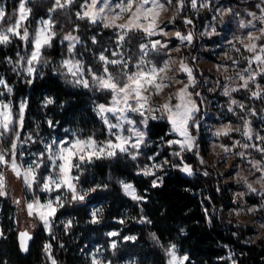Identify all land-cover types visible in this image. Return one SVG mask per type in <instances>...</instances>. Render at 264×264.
<instances>
[{"label": "trees", "instance_id": "trees-1", "mask_svg": "<svg viewBox=\"0 0 264 264\" xmlns=\"http://www.w3.org/2000/svg\"><path fill=\"white\" fill-rule=\"evenodd\" d=\"M82 1L76 0L72 5L55 11H50L55 0H32L28 3L32 11L25 26L30 36L40 20L50 14L55 33L52 46L43 49V57L48 62L38 65V73L33 78L18 68L14 70L20 56L30 51L29 45L13 38L12 43L0 46V78L12 89L9 93L0 86L3 93L0 98L13 101L14 105L22 98L28 99L25 130L40 129L48 136H68L71 130H76L83 138L91 135L100 139L106 137V127L97 115L96 106L108 103L111 94L70 83L69 76L63 74L66 69L61 68L62 59L69 56L68 44L62 39L68 31L81 38L76 55L87 66L97 62L100 53L111 56L115 47L116 34L111 28H105L100 22L92 24L87 19L77 18ZM18 5L19 0H0L6 17H14ZM245 6L256 10L258 1L249 0ZM178 24L183 33L193 29L185 23L184 16H179ZM130 43L136 47L134 41ZM191 51L184 49V56L192 63L194 55ZM9 58L12 63L8 62ZM197 83L200 85L199 79ZM46 98L53 99L54 103L45 107ZM200 117L198 115L195 119ZM49 120L53 122L52 127ZM14 127L18 131V126L14 124ZM170 130L166 121L150 122L147 156L164 148L163 154L169 157L170 149L165 144L173 138ZM13 139L11 133L0 137V147L9 149ZM198 141L205 148L204 136L199 135ZM186 156L187 161L194 164L193 174H185L179 168L171 169L162 175L156 186H153V176L138 172L147 160L141 155L132 160L122 154L85 164L80 181L106 187L98 189L82 203L66 202L58 211V221L71 218L74 223L69 234L62 235L61 248L56 245V232L48 236L40 226L29 253L23 254L15 225V207L9 201L0 200V264H47L45 243L48 240L54 244V255L59 263L88 264L83 249L95 244L107 246L105 234L110 230L120 233V247L109 253L111 264H120L128 259H134L136 264H167L164 246L169 243H174L179 252L189 257L186 264H264V243L252 242L251 236L255 231L239 224L229 213L232 208L230 187L224 185L215 170L200 166L192 154ZM123 180L132 183L143 200L128 197L120 185ZM36 192L35 196H39L38 187ZM249 198L254 203L259 201L254 195ZM91 208L101 211L99 223L90 222ZM123 218L125 222L121 223ZM125 236H135L136 239L125 241Z\"/></svg>", "mask_w": 264, "mask_h": 264}, {"label": "rangeland", "instance_id": "rangeland-1", "mask_svg": "<svg viewBox=\"0 0 264 264\" xmlns=\"http://www.w3.org/2000/svg\"><path fill=\"white\" fill-rule=\"evenodd\" d=\"M30 1L32 0H29V2ZM248 1L249 0H197V7L192 8L191 0H184V6L178 10L179 0H171V3H168V0H160V3L164 5V9L160 10L157 22L162 32L166 33V35L157 34L151 38L147 37L143 32H130L123 41L117 43V33L119 30L112 27L109 28L116 34V40H114L115 47L112 49V52L120 53L125 59H128L130 61L129 69L131 71H135L134 64L142 55L139 50L140 44L147 43L149 39L166 43L168 45L167 48H160L159 51H150L149 55L145 57L146 60H151L152 63L158 67H162L165 62L168 64V71L163 74L165 77L164 83L167 84L168 87L163 88L158 95H152L150 103L158 107L167 102L168 98L174 96L185 84H188V92L192 94L191 99L196 102L198 107V111L194 115L195 117L198 115L201 116L195 119L198 127L190 128V133L194 137L192 148L190 150H181L179 144L169 145V143H166L165 145L170 149L168 157L163 154L164 148H160L155 155L147 156V130L150 122H168L167 119L149 118L145 126L139 123L142 120L141 116L136 113H129L128 115L130 118L137 121V126L145 133L144 143L140 145L137 158L141 155L147 158V160L138 172L144 175L143 169L149 168L152 174L145 176H153L156 184L160 182L162 175L171 169H182L184 166H188L191 168L193 174L194 164L189 163L186 156L187 154H192L194 158L198 160L200 166L215 170L222 179L224 185L230 187L229 193L231 195L232 208L229 213L239 224L248 226L255 231L251 236V241L264 243V179H261L264 177V151H261V149H264V139H261L264 138V71H261V69H264V65L254 60L255 55L259 54L264 56V53L259 52L260 47L264 46V36L261 35V30L264 29V0H256L258 1V9L256 10L245 6ZM84 2L85 0H83L80 5ZM118 3H120V0H109V4L112 6ZM201 3L205 6H201ZM26 6L29 7L28 3ZM184 8H188V10L184 11ZM3 9L5 10V8ZM116 11L118 12L119 9H116ZM78 12L82 13L83 9L80 7V11ZM16 14H18V9ZM180 15L181 17L184 16L185 21L191 20L190 24H186L190 25L193 29L188 30L187 33H183L182 29L179 27L178 20ZM49 19H51L53 25L51 31L54 32L52 14L40 20L37 29L41 27V21ZM126 20L127 14L124 15L123 19L118 20L117 23L122 24L125 23ZM213 29L215 30L214 32ZM176 32L181 33V35L191 34L193 37L192 41L188 42L185 40L181 42L175 35ZM66 35L77 37L78 42L65 40L64 37ZM250 36L260 38L249 39ZM62 39L68 44V48L70 45H74L72 52H69V56L62 59V61H79L83 65L84 78L91 83V76L87 70L91 69L93 72L101 74L103 72V62L99 61L98 56L97 62L95 61V63H92L93 65L87 66L77 57L76 47L81 42V38L76 33L68 31L62 35ZM131 41L135 42L136 47H133L130 43ZM196 43H198L197 46ZM249 44L257 45V51L255 53L248 50L247 46ZM184 49L192 50L191 52L194 55L192 63L184 56ZM103 54L110 59L117 58L108 56L105 52H103ZM249 61H252L251 65ZM181 62L191 69L194 83H189L188 74L181 69ZM21 67H23V65H21ZM36 67L38 69V65ZM109 67L113 74H119V68L117 66ZM246 69L247 71H245ZM252 73H255L254 81L249 79ZM241 75H243L244 79H241ZM34 76L27 77L33 78ZM68 76L71 80L73 79L72 76ZM197 79H199L200 85L197 83ZM245 80L248 81L247 87H245ZM258 85L259 87H257ZM225 90L228 91L227 95H225ZM253 92H259L260 98L254 97L252 95ZM233 100L236 101L235 104L232 103ZM0 101L9 103L13 114L16 115L19 114L21 103L26 104L23 127L20 128L18 126L20 141H17L18 163L23 164L25 167L30 161L36 158L33 154L42 153L44 151V145L50 143L53 138L57 140H72L76 137L83 138L76 130H71L68 136H57L54 134L48 136L43 134L40 129L25 130L24 121L28 99H20L17 105H14L13 101H7L3 98H0ZM171 102L175 104L178 101L173 99ZM229 109H231V111ZM156 115H159V113ZM108 116L115 122V118L112 117L110 113ZM127 127L128 125H125V128ZM246 128L251 130V139L245 134ZM221 129H228V131L226 134L222 133L217 135L216 133ZM170 134L173 136L171 140L182 139L171 130ZM199 135L204 136L206 139L205 148H202L199 144ZM29 136H31V140L28 139ZM91 136L98 142H103L112 138L109 136L107 127L106 137L104 139H100L95 135ZM21 141L26 142L20 146ZM237 141H239V143H236ZM243 145H248V147H243ZM225 149H227V151H225ZM177 152L180 153L179 156L175 155ZM20 153H23L22 157ZM241 153H243V155H240ZM84 166L85 165L82 167L85 170ZM258 168L260 170H258ZM0 171H3L6 177L4 189L6 195L0 196V200L9 201L14 205L17 231L27 230L36 235L40 230V226H42L48 236L56 232V245L58 244V248H61L63 245L61 241L62 235L69 234L70 228L74 224L71 218L57 220L58 211L63 207L58 208L54 216L50 217L51 227L46 229L44 223L35 213L31 216L28 214L26 207L27 203H30L33 196L38 193L36 192V186L34 185L30 190L25 186L23 180L17 178L10 169L0 168ZM40 172H44V175L47 176L51 172V169L46 170L42 167ZM184 173L187 174L186 172ZM73 174H76L75 169L73 170ZM121 182L129 183L124 180ZM248 184H251L256 191H251L248 188ZM95 185L97 184L89 185L80 181V187L84 189ZM120 185L123 189L122 183ZM136 194L138 195L137 190ZM57 195H62V191L59 193L56 191H52L51 193L39 191L38 197L43 203ZM251 195L257 197L259 201L257 203L252 202L249 198ZM88 197L85 201H87ZM16 201H19V203H16ZM66 202L68 201H63L64 205ZM94 210L99 209L91 208L90 214H92ZM98 219L100 220V215ZM68 221L72 222L71 226L65 228V223ZM91 221L92 215L90 222ZM121 221L125 222V219L123 218ZM111 232L118 233L115 230L106 232L105 235L108 239L107 246L95 244L83 249L82 253L88 264H92L94 257L100 260L101 264H111L109 253L114 252L120 247V233H118L117 236L108 235V233ZM0 233H2L1 228ZM126 237L135 236H125V238ZM125 238L123 240H128ZM113 242L116 243L114 249L111 247ZM46 244L51 245L50 250L47 252L45 251L46 263L52 264V261L55 260L56 264H66L58 262L54 255V244L50 240H48L45 245ZM170 245L175 244H167L164 246V251ZM176 249L179 255H185L179 252L177 246ZM168 259L169 257L167 256V264ZM120 264H136V261L134 259H128L122 261Z\"/></svg>", "mask_w": 264, "mask_h": 264}, {"label": "snow or ice", "instance_id": "snow-or-ice-1", "mask_svg": "<svg viewBox=\"0 0 264 264\" xmlns=\"http://www.w3.org/2000/svg\"><path fill=\"white\" fill-rule=\"evenodd\" d=\"M75 2L76 0H63L62 3V0H55L50 11H55L56 8H64ZM27 3H29V0H19L18 14H14L15 18L6 17L5 10L0 7V46H7L12 43L13 38L19 39L26 45H29L30 51L25 56H20L14 66V70L20 68L27 76H34L38 73L36 66L47 64L48 62L43 57V49L52 46L51 42L55 33L51 31L53 25L51 19H49L41 21V27L36 29L30 36L25 22L28 21L32 10L26 6ZM168 3H171V0H168ZM183 6L184 0H179L178 10ZM201 6L205 5L201 3ZM80 7L83 9V12H77L78 19H87L92 24H96L99 21L103 23L105 28L112 27L118 29L117 43L123 41L130 32H143L149 38L157 34L166 35V33L162 32L157 22L160 10L164 9V5L160 3V0H120V3L115 6L110 5L109 0H90V2L89 0H85ZM191 7H197V0H191ZM116 9H119V11L117 12ZM125 14H127L126 22L122 24L117 23L118 20L124 18ZM185 23L190 24L191 20H186ZM175 35L181 42L185 40L191 42L193 38L191 34L181 35V33L176 32ZM261 35L264 36V29L261 30ZM259 38L249 37V39ZM64 39L78 42V38L72 35H66ZM95 42V37H93V43ZM73 47L74 45H70L68 51L72 52ZM167 47L166 43H161L159 40L152 41L149 39L147 43L140 44L139 50L142 55L134 64L135 71L129 69L130 61L125 59L120 53H111V56L117 57L116 59H110L101 53L99 61L103 62V72L97 74L88 69L91 83L84 78L83 65L79 61L63 60L61 68L66 69V72L63 74L73 77L70 83L81 85L84 88L106 91L111 94L109 103L97 105L96 111L107 127L109 136L112 138L103 142H98L93 136H88L87 138L76 137L72 140H57L53 138L50 143L44 145L42 153L33 154L36 158L30 161L26 167L18 163L17 141H20V134L16 131V127H14V124L20 128L23 127L26 104L21 103L19 114L16 115L13 114L9 103L0 101V137L8 133L14 136L9 149L5 150L3 147H0V168L10 169L17 178L23 180L25 186L30 190L35 185L41 192L51 193L52 191H56L59 193L62 191V195H57L43 203L38 196L34 195L32 201L26 205L28 214L31 216L35 213L44 223L46 229L51 227L50 217L54 216L58 208L64 206L63 201L82 203L89 195L102 187H106V185H95L87 189L80 187V174L84 171L83 165L91 164L95 160L112 159L121 154L127 155L132 160L137 158L140 145L144 143L145 133L137 126L138 122L130 118L129 113H136L141 116L142 120L139 123L145 126L149 118H166L171 125V131L182 138L180 140H170L168 142L169 145L179 144L181 150H190L192 148L194 137L190 133V128L198 127L194 115L198 111V107L196 102L191 99L192 94L188 92V84H185L174 96H170L164 104L157 107L150 103L152 95H158L163 88L168 87L164 83L165 77L163 76L168 71V64L165 62L162 67H158L151 60H146L145 57L149 55L150 51H159L160 48ZM247 47L250 52L255 53L257 51L256 44H249ZM259 52L264 53V46L260 47ZM254 60L264 65V56L255 55ZM8 62L12 63L11 58H9ZM251 63L252 61H249L250 65ZM109 66H117L119 74H113ZM181 69L188 74L189 83H194L191 69L183 64V62H181ZM261 71H264V69H261ZM241 79H244L243 75H241ZM249 79L254 81L255 73L250 74ZM247 84L248 81L245 80V87H247ZM0 86H3L11 93L12 89L3 78H0ZM227 94L228 91L225 90V95ZM0 95H3V93L0 92ZM252 95L260 98L259 92H253ZM173 99L178 102L173 104L171 102ZM53 103V99L46 98L45 107ZM232 103L235 104L236 101L233 100ZM229 110L231 111V109ZM109 113L115 118V122L109 118ZM157 113L159 115H156ZM48 124L50 127L53 126L51 120L48 121ZM125 125H128V127L125 128ZM227 131L228 129H221L216 134H226ZM250 131V129H245V134L248 135L249 139L252 138ZM28 139L31 140V136ZM24 142L26 141H21L20 146ZM236 143H239V141ZM243 147H248V145H243ZM261 151H264V149H261ZM175 155L179 156L180 153L177 152ZM240 155H243V153ZM20 156L22 157L23 153H20ZM42 167L46 170L51 169V172L45 176L40 172ZM74 169L76 170V174H73ZM181 170L189 175L192 174V170L188 166H184ZM258 170L260 169L258 168ZM143 174L150 175L152 173L149 168H145L143 169ZM261 179H264V177ZM5 180L4 172L0 171V196L6 195L4 190ZM121 183L126 195L130 196L133 200L143 199V197L136 194V190L132 184ZM153 186H156L155 181H153ZM248 188L251 191H256L251 184H248ZM16 203H19V201H16ZM101 214L100 210H94L91 214V222L99 223L98 216ZM141 222L143 223L144 221L142 220ZM71 223V221L66 222L65 228L70 227ZM108 235L117 236L118 233L111 232ZM28 239H31V237L27 232L20 233L22 251L28 250L26 244V240ZM125 239L134 240L135 237H126ZM153 239H156L155 235H153ZM111 247L114 249L116 243L113 242ZM50 248L51 245H45L46 252ZM165 252L169 257L168 264H185L189 260L187 255L178 254L175 245H170L165 249ZM52 264H56L55 260L52 261ZM92 264H101V261L94 257Z\"/></svg>", "mask_w": 264, "mask_h": 264}, {"label": "water", "instance_id": "water-1", "mask_svg": "<svg viewBox=\"0 0 264 264\" xmlns=\"http://www.w3.org/2000/svg\"><path fill=\"white\" fill-rule=\"evenodd\" d=\"M22 232H27L28 233V235L31 237V239H28V240H26V244H27V251H22L21 250V240H20V233H22ZM34 238H35V235L34 234H32V233H30L29 231H27V230H21V231H19L18 232V241H19V246H20V250H21V252L23 253V254H25V255H27L28 253H29V251H30V248H31V245H32V243H33V241H34Z\"/></svg>", "mask_w": 264, "mask_h": 264}]
</instances>
